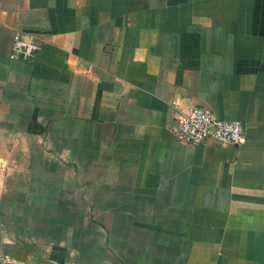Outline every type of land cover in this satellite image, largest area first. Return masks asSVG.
I'll list each match as a JSON object with an SVG mask.
<instances>
[{"label":"crops","instance_id":"0c3cea01","mask_svg":"<svg viewBox=\"0 0 264 264\" xmlns=\"http://www.w3.org/2000/svg\"><path fill=\"white\" fill-rule=\"evenodd\" d=\"M0 264H264V0H0Z\"/></svg>","mask_w":264,"mask_h":264},{"label":"built area","instance_id":"2783aa9c","mask_svg":"<svg viewBox=\"0 0 264 264\" xmlns=\"http://www.w3.org/2000/svg\"><path fill=\"white\" fill-rule=\"evenodd\" d=\"M34 39L16 36L11 58L31 61L40 49ZM174 134L178 140L192 145L215 141L221 146H241L247 138L246 127L240 121L220 119L211 109L197 106L177 116Z\"/></svg>","mask_w":264,"mask_h":264}]
</instances>
